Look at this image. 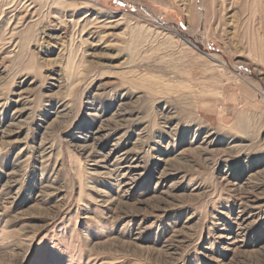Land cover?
<instances>
[{"label":"rangeland","instance_id":"1","mask_svg":"<svg viewBox=\"0 0 264 264\" xmlns=\"http://www.w3.org/2000/svg\"><path fill=\"white\" fill-rule=\"evenodd\" d=\"M0 264H264V0H0Z\"/></svg>","mask_w":264,"mask_h":264}]
</instances>
